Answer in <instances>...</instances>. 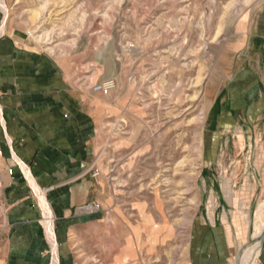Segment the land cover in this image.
<instances>
[{
	"label": "rangeland",
	"instance_id": "374dc122",
	"mask_svg": "<svg viewBox=\"0 0 264 264\" xmlns=\"http://www.w3.org/2000/svg\"><path fill=\"white\" fill-rule=\"evenodd\" d=\"M262 1L4 0L5 19L35 46L61 63L76 59L79 87L92 91L99 83L94 77L83 84L89 63L115 81L110 93H93L111 109L94 160V173L107 183L106 204L89 202L78 211L107 219V254L116 229L126 230L121 223L131 203L142 202L153 236H161L144 264H251L256 219L264 216V138L250 140L240 127L218 130L221 93L213 101L210 91L240 65L233 51L241 38L234 35L247 31ZM6 182L0 167V236L7 228ZM42 230L58 253L54 230L53 239ZM73 241L74 252L81 251ZM99 261L109 260H77Z\"/></svg>",
	"mask_w": 264,
	"mask_h": 264
},
{
	"label": "crops",
	"instance_id": "0c3cea01",
	"mask_svg": "<svg viewBox=\"0 0 264 264\" xmlns=\"http://www.w3.org/2000/svg\"><path fill=\"white\" fill-rule=\"evenodd\" d=\"M4 13L0 3V167L7 172V228L0 236V264H52L53 252L42 230L48 232L46 224L52 215L58 264H79L77 260L86 259L95 263L94 259L106 257L109 261L103 264H119L123 257L129 259L124 264H144L161 237L153 236L144 203H131L132 213L121 223L126 230L116 229L114 251L109 254L102 228L107 219L78 212L89 202L106 204L102 192L107 183L94 176V160L100 128L111 109L96 103L91 85L78 86L76 59L61 63L51 52L35 46L28 32L10 24ZM250 20L246 32L234 35L241 38L233 51V57L241 58L240 65L223 86L213 81L217 89L210 92L214 91L213 101L221 93L216 111L218 130L240 127L244 136L261 141L264 0ZM84 67V85L94 77L99 79L96 82L111 79L93 73L91 63ZM35 198L45 215L44 223ZM44 203L50 216L44 212ZM74 239L81 247L79 252H74ZM260 255L264 264V242Z\"/></svg>",
	"mask_w": 264,
	"mask_h": 264
},
{
	"label": "bare ground",
	"instance_id": "6f19581e",
	"mask_svg": "<svg viewBox=\"0 0 264 264\" xmlns=\"http://www.w3.org/2000/svg\"><path fill=\"white\" fill-rule=\"evenodd\" d=\"M1 6H2V10L3 12L7 13L6 11V6L4 4V0H0ZM29 16V15H28ZM31 20V19H30ZM29 23V22H28ZM201 31V30H200ZM46 35V34H45ZM41 38V37H40ZM47 38V37H46ZM43 38V39H46ZM41 40V39H40ZM47 40V39H46ZM37 41L39 42V40L37 39ZM46 45V44H45ZM48 50V49H47ZM44 212L45 214H47L48 216H50V214L48 213V207L46 206V204L44 203ZM256 229H255V234H254V238L253 240L255 241V244L253 246V248L251 249V264H258V253L262 245V232L264 230V216H257L256 219ZM46 229L48 230V234L50 239H53V230H52V223L49 220L48 223L46 224ZM52 241V240H51ZM57 258H56V252H55V246L53 247V259H52V264H57Z\"/></svg>",
	"mask_w": 264,
	"mask_h": 264
},
{
	"label": "built area",
	"instance_id": "2783aa9c",
	"mask_svg": "<svg viewBox=\"0 0 264 264\" xmlns=\"http://www.w3.org/2000/svg\"><path fill=\"white\" fill-rule=\"evenodd\" d=\"M114 86H115V81L113 79L99 82L92 86V92L96 94L97 93L108 94L115 88ZM1 156L2 153L0 152V158ZM94 176H97V172L94 173Z\"/></svg>",
	"mask_w": 264,
	"mask_h": 264
},
{
	"label": "water",
	"instance_id": "95a60500",
	"mask_svg": "<svg viewBox=\"0 0 264 264\" xmlns=\"http://www.w3.org/2000/svg\"><path fill=\"white\" fill-rule=\"evenodd\" d=\"M263 242H264V230H263V232H262V245H263ZM262 245H261V247H262ZM238 256V255H237ZM239 257V256H238ZM237 257V258H238Z\"/></svg>",
	"mask_w": 264,
	"mask_h": 264
}]
</instances>
